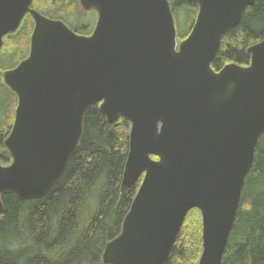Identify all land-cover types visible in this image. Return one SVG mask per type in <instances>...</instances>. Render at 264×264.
Returning <instances> with one entry per match:
<instances>
[{
    "label": "water",
    "instance_id": "water-1",
    "mask_svg": "<svg viewBox=\"0 0 264 264\" xmlns=\"http://www.w3.org/2000/svg\"><path fill=\"white\" fill-rule=\"evenodd\" d=\"M198 7L180 41L170 0H80L99 18L91 36L0 0V54L27 14L30 53L0 78L18 98L0 163L2 196L44 197L65 173L99 104L109 124H131L122 189L141 184L104 264H167L188 213L202 216L198 264H224L258 145L264 135V41L249 66L213 69L225 34L257 0H187Z\"/></svg>",
    "mask_w": 264,
    "mask_h": 264
},
{
    "label": "trees",
    "instance_id": "trees-1",
    "mask_svg": "<svg viewBox=\"0 0 264 264\" xmlns=\"http://www.w3.org/2000/svg\"><path fill=\"white\" fill-rule=\"evenodd\" d=\"M77 0H34L45 13H73ZM32 4V5H33ZM189 5L179 0L174 7ZM175 15V14H174ZM33 19L5 37L0 59L19 65L30 51ZM191 29L187 36L190 34ZM185 36V38L187 37ZM264 41V0L247 8L239 25L223 37L212 66L217 72L228 64L249 66L247 50ZM18 98L0 78V163H12L4 142L11 133ZM130 122L109 124L99 104L85 114L83 135L62 177L42 198L22 201L2 196L0 264H104L103 253L117 238L138 193L141 181L122 189L129 153ZM202 216L191 210L167 264H198L203 251ZM224 264H264V135L248 176L242 203L229 241Z\"/></svg>",
    "mask_w": 264,
    "mask_h": 264
},
{
    "label": "flooded vegetation",
    "instance_id": "flooded-vegetation-1",
    "mask_svg": "<svg viewBox=\"0 0 264 264\" xmlns=\"http://www.w3.org/2000/svg\"><path fill=\"white\" fill-rule=\"evenodd\" d=\"M31 7H32V9L38 11L39 13H41L42 15H44L45 17H47V18H49L51 20H57V21L64 22L72 31H74L76 34L82 35V36H91L93 34V32H94V30L96 28V24H97L98 18H99V15H98L97 12L85 10L83 8V6L81 5L80 0H77V2L75 4V10L73 11L72 14L71 13L70 14L69 13H65V14L56 15V14H53V13H45L39 7H37L35 3ZM91 13L93 14V16L95 18V23L92 26H90L89 23H87V24L86 23L78 24L76 26V28H73V27L70 26V23L72 24L74 21H76L79 18V16L81 18H88ZM29 16L32 18V16L30 14H27L25 18H28ZM34 28H35V23H34V20H33L32 33L34 31ZM14 68H11V69H14ZM11 69H8V70H11Z\"/></svg>",
    "mask_w": 264,
    "mask_h": 264
},
{
    "label": "rangeland",
    "instance_id": "rangeland-1",
    "mask_svg": "<svg viewBox=\"0 0 264 264\" xmlns=\"http://www.w3.org/2000/svg\"><path fill=\"white\" fill-rule=\"evenodd\" d=\"M178 1L179 0H170L171 5H173V6ZM195 12H196V9L192 6H189V5L180 6L177 8L174 7L176 26H177V31H178V37L180 40L185 39V36H187V34L189 33ZM25 19H27V18H25ZM25 19H24V21H25ZM83 23H86V24L89 23L90 26H92L95 23V18L93 16V14L91 13L88 18H81L79 16V18L76 21H74L72 24L70 23V26L73 28H76V26L78 24H83ZM1 59H0V68L3 71H7L11 66H13V65H10L6 60H4V62L2 64Z\"/></svg>",
    "mask_w": 264,
    "mask_h": 264
}]
</instances>
